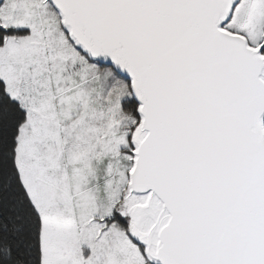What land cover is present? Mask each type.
Listing matches in <instances>:
<instances>
[{
	"label": "snow or ice",
	"instance_id": "1",
	"mask_svg": "<svg viewBox=\"0 0 264 264\" xmlns=\"http://www.w3.org/2000/svg\"><path fill=\"white\" fill-rule=\"evenodd\" d=\"M0 264H264V0H0Z\"/></svg>",
	"mask_w": 264,
	"mask_h": 264
}]
</instances>
